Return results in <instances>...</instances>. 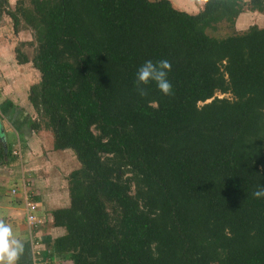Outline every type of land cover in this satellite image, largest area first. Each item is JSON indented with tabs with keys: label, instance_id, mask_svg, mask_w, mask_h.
Listing matches in <instances>:
<instances>
[{
	"label": "trees",
	"instance_id": "trees-1",
	"mask_svg": "<svg viewBox=\"0 0 264 264\" xmlns=\"http://www.w3.org/2000/svg\"><path fill=\"white\" fill-rule=\"evenodd\" d=\"M0 1L29 30L40 73L31 125L80 163L52 211L59 264H264V26L236 29L264 0ZM7 8V10H5ZM23 44V45H24ZM168 60L172 94L136 92L145 61ZM145 87V86H141ZM219 94L224 96H219ZM0 164L16 156L4 141Z\"/></svg>",
	"mask_w": 264,
	"mask_h": 264
},
{
	"label": "crops",
	"instance_id": "crops-1",
	"mask_svg": "<svg viewBox=\"0 0 264 264\" xmlns=\"http://www.w3.org/2000/svg\"><path fill=\"white\" fill-rule=\"evenodd\" d=\"M9 1L13 4L17 0ZM205 1L195 0L196 9L192 12L198 11ZM1 35L0 120L4 126L1 130L4 131V141L10 145L16 158L10 164H0V220L12 227L14 235L23 245L17 264H56L49 258V247L63 233V229L54 226L52 211L69 206L68 176L79 168L80 163L72 150L54 149L52 132L36 130L31 125L36 113L29 100V92L38 81L25 82L20 79L22 75L18 77L22 72L19 66L23 65L16 55L19 42L14 48ZM11 59L14 60L9 63ZM3 62H8V66ZM29 63L32 64H24ZM5 72H14L15 77L5 79ZM6 83L8 85L3 87L2 84ZM14 188L17 189L16 194H12ZM27 198L37 204L36 215L40 224L36 235L41 242L39 254L34 250L26 222Z\"/></svg>",
	"mask_w": 264,
	"mask_h": 264
},
{
	"label": "clouds",
	"instance_id": "clouds-1",
	"mask_svg": "<svg viewBox=\"0 0 264 264\" xmlns=\"http://www.w3.org/2000/svg\"><path fill=\"white\" fill-rule=\"evenodd\" d=\"M171 64L168 60H145L136 70V92L141 97L147 95V87L155 84L156 89L164 96L172 94L173 85L168 79ZM145 86V87H141ZM252 196L256 199H264V184H259ZM23 251L21 241L14 235L12 227L0 220V264H17Z\"/></svg>",
	"mask_w": 264,
	"mask_h": 264
},
{
	"label": "rangeland",
	"instance_id": "rangeland-1",
	"mask_svg": "<svg viewBox=\"0 0 264 264\" xmlns=\"http://www.w3.org/2000/svg\"><path fill=\"white\" fill-rule=\"evenodd\" d=\"M172 2L177 7L182 8V9H187L191 12L196 9L195 3H194L195 0H172ZM10 8L14 9L15 4L14 3L11 4ZM5 10H7V8H5ZM0 15H1L0 16V32H1V34H3L4 38L6 37V39L9 40L8 44L15 48V46L17 45L18 42H19V45L23 42L22 43L23 51L26 50L27 53L29 54V57H31L34 53V47L32 45H29V43L24 44V42H30L31 39L33 41L32 33L29 30H22V29L18 32L14 31L12 21H11L10 17L8 16L7 12L4 11V13L3 14L0 13ZM252 25L264 26V14L249 13V12H245V13L241 14L237 20L236 29L238 31H244L245 29L249 28ZM13 60L11 59L9 61V63ZM3 63L8 66V62H6V63L3 62ZM14 64H15V61H14ZM19 67H22V72H21V74L18 75V77H20L22 75L20 77V79H22L25 82L27 80L30 82H37V81L39 82L40 73L33 67V65L31 63L23 64V65H20ZM12 76L15 77L14 72H13V74L12 73H9V74L6 73L5 79L10 78ZM6 85H8V84L7 83L5 85L2 84L3 87H5ZM25 95H26V93H25ZM219 96H224V95L219 94ZM56 264H59V262L57 260H56ZM61 264H68V261H63V263H61Z\"/></svg>",
	"mask_w": 264,
	"mask_h": 264
},
{
	"label": "built area",
	"instance_id": "built-area-1",
	"mask_svg": "<svg viewBox=\"0 0 264 264\" xmlns=\"http://www.w3.org/2000/svg\"><path fill=\"white\" fill-rule=\"evenodd\" d=\"M17 189L14 188L12 190V194H16ZM25 208H26V222L29 226L31 242L34 245V250L37 254L40 253V245L41 242L37 238L36 230L39 227L40 221L38 216L36 215L37 204L34 201H31L29 198L25 201ZM56 262V261H55ZM48 264V262H46Z\"/></svg>",
	"mask_w": 264,
	"mask_h": 264
}]
</instances>
